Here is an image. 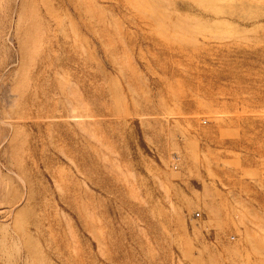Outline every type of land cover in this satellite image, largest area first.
<instances>
[{
  "label": "rangeland",
  "instance_id": "374dc122",
  "mask_svg": "<svg viewBox=\"0 0 264 264\" xmlns=\"http://www.w3.org/2000/svg\"><path fill=\"white\" fill-rule=\"evenodd\" d=\"M0 264H264V0H0Z\"/></svg>",
  "mask_w": 264,
  "mask_h": 264
},
{
  "label": "built area",
  "instance_id": "2783aa9c",
  "mask_svg": "<svg viewBox=\"0 0 264 264\" xmlns=\"http://www.w3.org/2000/svg\"><path fill=\"white\" fill-rule=\"evenodd\" d=\"M199 215V214H198Z\"/></svg>",
  "mask_w": 264,
  "mask_h": 264
}]
</instances>
